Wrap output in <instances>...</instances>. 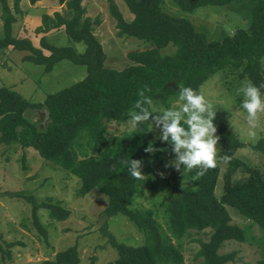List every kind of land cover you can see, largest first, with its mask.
I'll use <instances>...</instances> for the list:
<instances>
[{
  "label": "trees",
  "instance_id": "obj_1",
  "mask_svg": "<svg viewBox=\"0 0 264 264\" xmlns=\"http://www.w3.org/2000/svg\"><path fill=\"white\" fill-rule=\"evenodd\" d=\"M39 1L30 0V3L35 5ZM83 1L58 0L59 5H66L67 15L58 12L53 18L44 15L43 28L39 29L48 33L64 28L70 45L56 47L43 37L41 46L36 47L31 40L13 34L17 17L7 0H2L0 51L25 52L23 60L43 66L46 73L69 60L86 67L87 76L48 95L43 103H32L17 91L1 86L0 146L16 143L24 150L34 149L43 161L52 162L81 180L77 190L81 197L90 195L94 189L107 196L101 231L118 254L115 261L107 264H185L183 240L191 237L192 231L200 234L207 230H210L208 238L199 240L197 253L202 264L235 262L236 252H220L225 243H247V233L253 226L260 228L264 238V169L237 157L240 149L251 147L264 158V136L256 144L246 145L217 113L215 123L221 137L218 154L228 155L230 162L208 170L199 181L193 182L194 173L183 176L174 167H166L175 154L169 144L154 136L150 122L130 128L129 111L140 98L141 90L152 99L149 106L152 112L168 110L173 104L182 103L178 101V84L201 94V88L218 74L224 78L238 75L257 86L264 83V0H248L250 29H238L232 34L226 31L216 40H209L190 19L165 12V0H124L133 15L129 22L110 0L118 35L153 44L149 49L130 51L127 58L131 64L120 71L105 66L107 55L94 36L101 21L84 18ZM238 1L241 5L246 2L173 0V3L183 13L191 14L202 7H225ZM19 4L20 0H15L18 13ZM76 44L85 46L83 53L78 52ZM169 46L174 52L162 55V50ZM30 110L48 113L44 128L40 126L42 120L34 122L26 117ZM111 123L127 129L119 136H109ZM150 143L158 149L154 154L145 152ZM23 158L26 162L27 157ZM131 158L143 161V179L132 178L121 163ZM222 165L226 171L223 193L218 197L216 189ZM142 184L150 192L165 191L159 206L163 225L152 209L134 203L141 194ZM9 195L32 205L34 223L46 241L48 233L41 224L39 210L46 209L50 219L59 223L71 217V211L60 201L49 199L38 203L32 194L21 191ZM229 207L236 209L249 224L245 227L232 224ZM116 215L127 217L144 233L143 244L130 246L117 241L109 230V219ZM16 245L11 242L4 248L0 243L2 262L4 255ZM40 264H82V259L78 247L71 246ZM259 264H264V246Z\"/></svg>",
  "mask_w": 264,
  "mask_h": 264
},
{
  "label": "rangeland",
  "instance_id": "obj_2",
  "mask_svg": "<svg viewBox=\"0 0 264 264\" xmlns=\"http://www.w3.org/2000/svg\"><path fill=\"white\" fill-rule=\"evenodd\" d=\"M113 1L125 20L131 21L133 15L124 0ZM244 1L249 5L246 2L241 5L238 1L225 7H202L187 14L179 10L173 0H165L163 9L171 15L190 19L198 31L206 33L209 40H216L226 31L232 34L238 29H250L252 24L249 15L250 2ZM7 3L17 17V22L13 26L14 35L31 40L36 47L41 46L43 37L56 47L70 45L64 28L52 29L48 33L39 31L43 28L44 15L52 18L57 12L67 15L66 5H59L58 0H41L35 5H32L30 0H20L18 13L14 7L15 0H7ZM1 7L2 0H0V31L2 32ZM83 7L86 11L84 18L101 21V24L95 28L94 36L100 41L107 55L105 62L107 68L123 70L131 64L127 58L130 51L145 50L153 46L152 43L144 40L118 35L116 21L110 13V0H84ZM75 46L79 53L84 52L83 44ZM174 50L172 46H169L161 53L168 55ZM25 55V52L18 50L0 51V87L11 88L32 103H43L48 95L68 88L87 76L86 67L74 65L69 60L58 63L52 72L46 73L43 66L24 61ZM242 82L245 80L240 79L238 75H226L224 78L218 74L201 88V94L217 108V113L224 118L229 129L246 145L256 144L264 136V114H261V128L257 129V138L250 139L246 123L247 114L240 106L242 97L236 95V89ZM180 105L181 103L173 104L171 109H176ZM159 111L163 110L155 112ZM26 117L34 122L42 120L40 126L44 128L48 113L45 110H30L26 113ZM231 117L234 126L230 123ZM153 127L154 125L151 124L154 136L159 138L160 130ZM126 129V126L111 123L108 125V134L116 137ZM253 150L251 147L240 149L237 157L264 169V158ZM217 151L219 152L218 146ZM25 156L26 162L23 158ZM225 171L226 166L222 165L216 189L218 197L223 193ZM80 186L81 180L78 177L70 175L52 162L43 161L34 149L24 150L16 143L12 146H0V243L4 248L7 243L17 244L4 255L3 262L0 252V264H40L46 259H53L57 252L71 246L78 247L82 264H107L115 261L118 254L108 244L101 231L105 220L103 211L108 205V198L98 189L91 191L90 195L81 197L77 191ZM19 191L32 194L38 203L49 199L62 202L71 211V217L66 222L59 223L50 219L46 209L39 210L41 224L48 233L46 241L34 223L32 205L24 199L11 198L9 195ZM164 197L163 189L150 192L142 184L141 194L135 198L134 203L152 209L158 222L163 225L159 206ZM229 210L232 224L240 227L249 224V221L240 216L236 209L229 207ZM109 230L120 243L130 246L144 243V233L123 215H116L109 219ZM209 232L210 230H207L198 234L192 231V236L183 240L185 264H202V259L197 258L200 248L199 240H207ZM247 237V243L229 241L220 250L222 254L236 252V260L230 264H259L264 246L263 233L260 228L253 226L247 233Z\"/></svg>",
  "mask_w": 264,
  "mask_h": 264
},
{
  "label": "clouds",
  "instance_id": "obj_3",
  "mask_svg": "<svg viewBox=\"0 0 264 264\" xmlns=\"http://www.w3.org/2000/svg\"><path fill=\"white\" fill-rule=\"evenodd\" d=\"M178 87V101L182 102L180 107L159 112L150 110L152 99L141 90L138 93L140 98L129 111L128 123L131 129L146 122L159 129V139L169 144L175 154V159L166 167H174L183 176L185 173H194L192 181L195 182L208 170L216 169L220 164H228L230 157L218 155L217 146L221 137L217 135L215 123L217 108L193 88L182 84H178ZM261 89H264V83L257 86L248 81L242 82L236 89V95L242 97L240 106L247 114L248 137L252 140L257 138V129L261 128V114H264V92ZM230 123L234 126L232 117ZM156 151L158 149L151 143L145 148L146 153L154 154ZM121 163L127 167L132 178H144L142 160L131 158Z\"/></svg>",
  "mask_w": 264,
  "mask_h": 264
}]
</instances>
